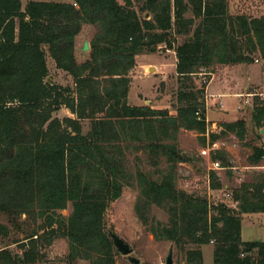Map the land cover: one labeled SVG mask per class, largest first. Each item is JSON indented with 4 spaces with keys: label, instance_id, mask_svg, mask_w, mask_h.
I'll list each match as a JSON object with an SVG mask.
<instances>
[{
    "label": "trees",
    "instance_id": "16d2710c",
    "mask_svg": "<svg viewBox=\"0 0 264 264\" xmlns=\"http://www.w3.org/2000/svg\"><path fill=\"white\" fill-rule=\"evenodd\" d=\"M85 24L97 31L88 58L78 63L75 37ZM175 36L184 37L176 47ZM160 46L176 57L183 104L175 115L128 103L135 57ZM255 54L264 60V16H232L227 0L29 1L24 8L20 0H0V214L23 234L12 242L19 253L0 249V264H42L40 249L56 238L67 241V264H116L104 216L127 179L122 159L129 144L166 163L156 178L136 172L134 212L155 241L183 250L186 264H203L199 248L210 243L213 264H264V242L241 239L243 216L264 212V173L233 188L232 205L176 185L177 166L192 162L177 146L180 129L198 133L202 146L226 134L240 142L246 137L243 119L219 123L214 132L205 117V84L196 88L187 80L209 76L215 63H252ZM47 55L72 86L47 81ZM61 108L72 117H53ZM251 121L264 127V98L253 101ZM210 160L232 166L220 149L211 150ZM247 161L264 163V145L252 146ZM208 180L211 191L222 188L214 170ZM152 207L165 212L166 223L151 215ZM8 234L0 223V235Z\"/></svg>",
    "mask_w": 264,
    "mask_h": 264
},
{
    "label": "rangeland",
    "instance_id": "374dc122",
    "mask_svg": "<svg viewBox=\"0 0 264 264\" xmlns=\"http://www.w3.org/2000/svg\"><path fill=\"white\" fill-rule=\"evenodd\" d=\"M22 8L31 0H20ZM46 2H67L68 0H40ZM138 5L140 0H133ZM69 2V1H68ZM141 3V2H140ZM230 15H246L249 17L264 16V0H227ZM145 16V15H144ZM148 18V17H146ZM97 28L92 25H82L79 34L75 37V59L81 63L88 58V52L81 50L83 42L88 43L96 33ZM183 36H175L174 47L181 44ZM253 62L248 64L232 65L213 64L209 69L212 75L200 73L187 80L188 85L199 88L205 84L203 104L207 119L214 122L211 128L218 132L219 119L235 121L243 119L246 125V137L240 142L232 134L220 136L214 143L202 146L199 134L195 131L180 129L177 134L178 148L191 158L190 164L177 166L176 185L180 190L207 197L211 202H225L232 205L230 191L242 182L252 180L256 172L264 173V163L256 167L248 164L247 158L251 155V147L264 145V132L254 128L251 121V108L256 98H264V60L258 54L253 57ZM255 59L259 61L256 63ZM48 78L60 86H72V78L64 71L55 68L53 61L46 56ZM176 57L173 50L160 46L155 53H142L135 57V65L128 73L130 85L128 103L134 106H148L156 110H167L175 115V108L182 105L177 100L180 83L175 71ZM211 82L210 93L213 96L206 98V86ZM205 80V83H203ZM247 88V89H246ZM253 94L248 96V94ZM220 94V95H217ZM240 94V95H237ZM207 99V102H206ZM58 119L72 117L69 111L61 108L52 115ZM210 123V122H209ZM210 127V126H209ZM89 129V121L82 122V131ZM261 129V128H260ZM259 136L258 137V134ZM214 144V146H212ZM122 146H126L123 143ZM135 144H129L123 150L122 165L127 178L122 188L121 196L110 204L104 216L106 229H111L132 249L131 257L138 260V264H165L166 257L172 249V264H186L185 252L179 250L169 241H155L148 229L143 226L134 212V204L138 196L136 172L148 173L153 178L166 167L163 158L150 156L140 149L136 150ZM220 149L228 154L230 168L215 167L209 155H202L201 151L207 148ZM214 170L220 179L222 188L218 192L209 189L208 171ZM226 194L229 197H226ZM63 216L68 215V210H62ZM151 215L156 220L166 223L167 215L161 209L151 208ZM24 216L20 218V222ZM40 221L37 220V223ZM241 236L245 242H264V215H245L242 220ZM0 223L9 228L8 236L0 235V249L6 248L13 253H19L18 245L13 240H20L23 234L15 230L4 214H0ZM30 228L33 227L29 223ZM203 264H213V244L203 245L200 248ZM42 264H67L68 245L64 238H56L51 245L40 249ZM72 264H90L85 260H75ZM116 264H132L127 256L118 254Z\"/></svg>",
    "mask_w": 264,
    "mask_h": 264
},
{
    "label": "water",
    "instance_id": "95a60500",
    "mask_svg": "<svg viewBox=\"0 0 264 264\" xmlns=\"http://www.w3.org/2000/svg\"><path fill=\"white\" fill-rule=\"evenodd\" d=\"M145 17H148V15L145 14ZM81 50L83 52H88L90 50V46L87 41L83 42ZM47 81L51 83L50 78H48ZM263 132H264L263 130L260 131L261 134H263ZM111 238L113 240L115 248L117 249L120 255L127 256L130 263L138 264V260L130 256V254L132 253V249L129 247L127 243H125L120 237H118L114 233L111 235ZM165 264H172V249H170L168 252Z\"/></svg>",
    "mask_w": 264,
    "mask_h": 264
},
{
    "label": "crops",
    "instance_id": "0c3cea01",
    "mask_svg": "<svg viewBox=\"0 0 264 264\" xmlns=\"http://www.w3.org/2000/svg\"><path fill=\"white\" fill-rule=\"evenodd\" d=\"M31 1H40V0H31ZM69 2H71V0H68ZM67 1V2H68ZM235 65H237V64H235ZM235 65H232L231 67H235ZM228 66V65H227ZM213 74V75H212ZM211 75H212V79H213V76H214V73H212ZM212 79H211V81H210V83L206 86V98H208L209 96H213L214 95V93H210V85H211V82H212ZM247 89V88H246ZM245 93H246V90H245ZM246 94H249V93H246ZM217 95H220V94H217ZM237 95H240V94H237ZM206 102H207V99H206ZM140 106V105H139ZM205 117H206V121L209 123H212L213 125L212 126H214V122H216V121H209L208 119H207V115H206V110H205ZM217 121H219V122H228V121H226V120H224V119H219V120H217ZM229 122H232V121H229ZM259 133H260V129H259ZM261 134V133H260ZM250 215H255V216H263L264 215V212L263 213H258V214H250ZM242 224H243V222H241V229H242ZM241 239H242V236H241ZM242 241H244V240H242Z\"/></svg>",
    "mask_w": 264,
    "mask_h": 264
},
{
    "label": "built area",
    "instance_id": "2783aa9c",
    "mask_svg": "<svg viewBox=\"0 0 264 264\" xmlns=\"http://www.w3.org/2000/svg\"><path fill=\"white\" fill-rule=\"evenodd\" d=\"M258 61H259L258 59H255V62H256V63H257ZM263 70H264V65H263ZM203 83H205V80H203ZM252 95H253V94H248V96H252ZM199 115H200L199 112H196V116L199 117ZM261 130L264 131V127H262V128L260 129V131H261ZM212 146H214V144H213ZM212 149H213V148H209V147H208L206 150H202V151H201V154H202V155H209V150H212ZM214 166H215V167H218L216 163L214 164ZM226 197H229V195L226 194Z\"/></svg>",
    "mask_w": 264,
    "mask_h": 264
}]
</instances>
